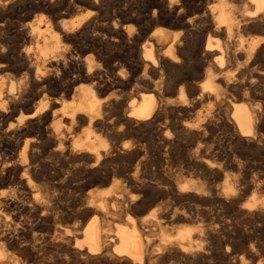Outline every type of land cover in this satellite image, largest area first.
Wrapping results in <instances>:
<instances>
[{"label": "bare ground", "instance_id": "1", "mask_svg": "<svg viewBox=\"0 0 264 264\" xmlns=\"http://www.w3.org/2000/svg\"><path fill=\"white\" fill-rule=\"evenodd\" d=\"M263 62L264 0H0V264H264Z\"/></svg>", "mask_w": 264, "mask_h": 264}, {"label": "rangeland", "instance_id": "2", "mask_svg": "<svg viewBox=\"0 0 264 264\" xmlns=\"http://www.w3.org/2000/svg\"><path fill=\"white\" fill-rule=\"evenodd\" d=\"M210 2H212V1H215V0H209ZM30 4H32V2L31 1H29L28 2V5H30ZM88 6L87 5H82V7L79 9V10H81V12L78 10V14L76 13V14H74V15H72V16H76V15H79V14H82V13H84L87 9H89V7L87 8ZM83 9V10H82ZM86 9V10H85ZM85 10V11H84ZM258 34L259 32L257 31V30H254V29H250L249 30V32H248V35H250V34ZM94 56H95V59H96V54L94 53ZM257 64V65H256ZM255 64V66L257 67V69L258 70H260V71H263L264 70V62L263 63H256ZM263 64V65H262ZM260 65V66H259ZM260 68H262V69H260ZM255 153H253V154H255L254 156H255V159H254V164L253 165H251L250 167H248L247 168V171H246V173H247V175H248V177H252V178H255V179H257V181L258 180H264V151H261V150H256V151H254ZM257 153H258V155H257ZM261 153V154H260ZM262 159V160H261ZM256 160H259V161H256ZM260 161H262V163L260 162ZM258 163V164H257ZM257 166V167H256ZM255 167V168H254ZM252 168V169H251ZM248 169H251V170H249L248 171ZM252 171V173L250 174L249 172H251ZM255 174H254V173ZM263 174H262V173ZM259 176H258V175ZM254 175H257V176H254ZM261 175V176H260ZM187 175H185V177H186ZM263 176V177H262ZM184 176H182L181 178L183 179V178H185ZM217 182H221V180L219 179V180H217ZM72 184V183H71ZM97 185V186H96ZM101 185V186H100ZM106 184H104V186H105ZM102 184H100V183H98V182H96V183H93V184H91V185H85V186H83V185H81V186H79L78 188L76 187V189L75 188H71V190H69V192H67L62 198H61V200H59L60 202H59V205L60 206H63L64 208H66L67 207V209H69L70 210V208H73V209H71V210H74V206H72L71 204L72 203H76L75 205H78L77 203H79L80 201H82L85 197H86V195L89 193V192H91V191H93V190H98L100 187L102 188V187H104ZM0 187H2V188H7L8 187V185L6 184V183H4V184H2V185H0ZM9 188H11V187H8L7 189H9ZM65 188H67V187H65ZM80 188H82L81 190H80ZM59 189H64V187H61V188H59V187H56V189H55V191H54V194H59L60 192L59 191H61V190H59ZM77 189H79V190H77ZM125 190V193H129V194H131V192H133V193H137L138 191H137V189H135V188H132V187H127L126 189H124ZM134 190V191H133ZM57 191V192H56ZM79 193V194H78ZM87 193V194H86ZM82 197V198H81ZM68 199V200H67ZM73 199V200H72ZM82 199V200H81ZM179 204L181 205V204H183L182 202H179ZM131 212V214H137V212H136V210L135 209H133L132 211H130ZM77 216H75L74 218H71L70 219V217L68 218V217H66V215L65 216H62V217H59L60 219L58 220L57 219V223H59L60 225L62 224V225H66V226H76L77 225V220H78V217L76 218ZM120 217H122V216H120ZM120 217H118V219L117 220H121L122 218H120ZM239 217H241V218H243L242 216H237V218L238 219H240ZM120 218V219H119ZM69 219V220H68ZM72 223V224H71ZM188 223V224H187ZM192 223L189 221V222H182V223H180L179 225L180 226H184V225H186V226H190ZM77 226H79V225H77ZM36 229H38V227L36 228ZM257 229L258 230H256V233L258 234H256L255 233V235H257V236H255L254 235V240H256L257 242H263L264 243V225L262 226H258L257 227ZM170 232H172V231H174V227H170V229H168ZM172 230V231H171ZM39 231V230H38ZM37 231V232H38ZM260 231V232H259ZM36 232V233H37ZM263 233V234H262ZM260 234V235H259ZM40 235H42V236H44L42 233L41 234H37V237H39ZM263 235V236H262ZM259 236V237H258ZM263 239V240H262ZM41 240V239H40ZM49 246V247H48ZM43 248H44V250H43V253L42 254H40L37 258H29L28 256H27V254L26 253H24V252H21V251H19V250H17V249H15V250H13V252H15V255H16V257L17 258H19V264H24V263H31V264H45V258L44 257H46V255H48V252H49V254H55V253H59L58 251H57V247L54 245V244H51V243H49V241H47V239H46V242L44 243V246H43ZM53 250V251H52ZM56 251V252H55ZM239 251V250H238ZM238 251H234L232 254L230 253L229 254V256H228V259H225V258H220L219 259V255H214V257L213 258H210L209 259V263L211 264H227L228 262V264H233L232 263V255H237V254H239V252ZM50 252H52V253H50ZM55 252V253H54ZM236 252V253H235ZM264 252V251H263ZM262 251H261V253L259 252V256L261 255V254H263V255H261L262 256V258H260V257H258L256 260H258L259 258V260L261 261H264V253H263ZM24 253V254H23ZM235 253V254H234ZM43 256V257H42ZM218 256V257H217ZM42 257V258H41ZM26 259V260H25ZM44 259V261H42L41 262V260H43ZM218 261H217V260ZM37 260H39V261H37ZM225 260H226V262H225ZM228 260V261H227ZM30 261V262H29ZM34 261V262H33ZM51 262L52 261H50L48 264H51ZM219 262V263H218ZM224 262V263H223ZM253 262V263H252ZM252 262H250V263H247V264H256L257 263V261H252ZM52 264H60V263H54V262H52ZM62 264H64V263H62ZM235 264H239V262H235Z\"/></svg>", "mask_w": 264, "mask_h": 264}, {"label": "clouds", "instance_id": "3", "mask_svg": "<svg viewBox=\"0 0 264 264\" xmlns=\"http://www.w3.org/2000/svg\"><path fill=\"white\" fill-rule=\"evenodd\" d=\"M174 2H177V3H178V2H179V0H174ZM0 67H2V65H0ZM89 70L91 71V69H89Z\"/></svg>", "mask_w": 264, "mask_h": 264}]
</instances>
